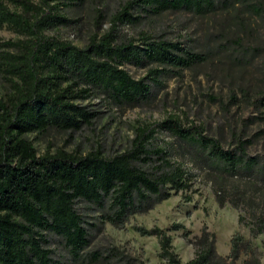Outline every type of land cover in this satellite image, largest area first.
Wrapping results in <instances>:
<instances>
[{"label": "trees", "instance_id": "1", "mask_svg": "<svg viewBox=\"0 0 264 264\" xmlns=\"http://www.w3.org/2000/svg\"><path fill=\"white\" fill-rule=\"evenodd\" d=\"M79 1L0 0V29L6 27L19 37L0 41V74L9 84L8 95L0 98V264H62L54 258L50 235L62 240L74 261L113 264L116 249L108 255L84 254L89 230L98 228L91 218L124 228L132 215L192 187L193 175L157 143L163 130L184 144L185 157L200 161L217 177L232 179L230 187L217 191L218 202L228 200L235 209L253 212L252 233L264 234V163L250 157L242 138L225 148L197 125L184 128L171 117L137 127L130 148L115 155L62 149L38 154L27 135L93 126L97 113L80 102L102 95L116 104L147 101L163 68L183 70L207 60L180 43L156 40L146 32L138 39H120L119 25L138 23L142 13L187 11L204 16L219 9L216 0H129L115 12L107 32L79 47L49 34L72 23L64 11ZM136 8L140 15H133ZM101 19L99 15L97 23ZM146 64L158 68L142 79L126 69ZM252 104L264 105V93ZM134 230L158 239L165 264H261L251 243L239 234L231 241L229 257L223 258L215 235L205 227L196 238L195 257L183 263L167 231L139 226Z\"/></svg>", "mask_w": 264, "mask_h": 264}, {"label": "rangeland", "instance_id": "2", "mask_svg": "<svg viewBox=\"0 0 264 264\" xmlns=\"http://www.w3.org/2000/svg\"><path fill=\"white\" fill-rule=\"evenodd\" d=\"M127 1L80 0L64 11L72 23L49 34L85 47L93 35L101 36L110 29L113 15ZM216 1L219 9L204 16L187 11L142 13L138 23L119 25L120 39H138L140 32H146L156 40L180 43L193 53L205 55L207 60L183 70L163 68L160 83L153 87L147 101L116 104L102 95L80 102L97 113L93 126H84L76 132L49 128L44 133L27 135L38 154L62 149L82 155L94 150L115 155L130 148L137 127L173 117L184 128L197 125L205 135L220 140L225 148L234 147L242 138L248 143L250 157L264 163V105L252 104L264 93V0ZM140 14V8L133 11L135 16ZM99 15L102 19L97 23ZM18 39L10 29H0V41ZM157 68L155 64L126 66L135 79H142ZM8 93L9 84L0 74V98ZM157 143L166 147L172 159L183 163L193 175L191 189L156 202L145 213L132 215L124 228L109 223L101 225L91 218L98 228L89 230L90 245L84 254L99 251L108 255L116 249L113 264H165L158 239L140 235L134 230L139 226L167 231L175 253L186 263L195 257L196 238L206 227L215 235L219 256L229 257L231 241L239 234L251 243L264 264V234L253 235V212L243 207L235 209L228 200L224 205L218 202L217 191L230 187L232 179L217 177L200 161L185 157L184 144L168 131L158 132ZM50 240L56 260L62 264H86L72 260L60 238L50 235ZM244 253L242 259L246 258ZM96 264L107 263L100 260Z\"/></svg>", "mask_w": 264, "mask_h": 264}]
</instances>
